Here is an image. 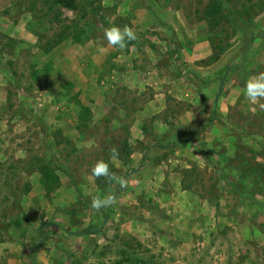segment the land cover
Returning <instances> with one entry per match:
<instances>
[{
	"label": "rangeland",
	"instance_id": "374dc122",
	"mask_svg": "<svg viewBox=\"0 0 264 264\" xmlns=\"http://www.w3.org/2000/svg\"><path fill=\"white\" fill-rule=\"evenodd\" d=\"M77 4L0 0V264H264V0Z\"/></svg>",
	"mask_w": 264,
	"mask_h": 264
},
{
	"label": "clouds",
	"instance_id": "9594fccd",
	"mask_svg": "<svg viewBox=\"0 0 264 264\" xmlns=\"http://www.w3.org/2000/svg\"><path fill=\"white\" fill-rule=\"evenodd\" d=\"M104 37L108 45L117 48L121 51L129 47V43L137 40V34L132 27L124 25L109 26L104 29ZM244 94L249 103L258 105L261 110H264V72L250 76L244 87ZM119 158V149L112 147L109 149V159L115 161ZM91 176L94 178H105L109 184H116L120 188H127L129 180L123 176L112 172L109 163L104 159L97 160L91 168ZM118 203L115 192H109L103 196L96 195L91 200V207L99 211L102 208H108Z\"/></svg>",
	"mask_w": 264,
	"mask_h": 264
},
{
	"label": "trees",
	"instance_id": "16d2710c",
	"mask_svg": "<svg viewBox=\"0 0 264 264\" xmlns=\"http://www.w3.org/2000/svg\"><path fill=\"white\" fill-rule=\"evenodd\" d=\"M44 1H45V3L47 5L63 7L65 9H67V10H70V11H76L78 9L77 0H44ZM215 10H216L215 8L212 9V11H215ZM83 14H85V12H83ZM263 32H264V27H262L261 30H260V32H258L256 34L257 35H261ZM195 80L197 81L198 84H202L199 79H196L195 78ZM202 85H204V86L206 85L207 86V84H202ZM208 123H210V121H208L206 123V125ZM211 165H212L213 168H215L218 171L219 177L225 182L226 186L232 192H234L236 194L241 193L235 187V185L228 178H226V176L224 175V173L221 171L219 164L212 163ZM39 171H40V174H41V184H42V187L44 188V190L46 192H51V190H53V188H52L53 183L58 184V178L53 174V172L51 171V169L48 166H46V165L41 166V168L39 169ZM240 195H242V193ZM257 205L259 207H262L263 210H264V204H257Z\"/></svg>",
	"mask_w": 264,
	"mask_h": 264
},
{
	"label": "water",
	"instance_id": "95a60500",
	"mask_svg": "<svg viewBox=\"0 0 264 264\" xmlns=\"http://www.w3.org/2000/svg\"><path fill=\"white\" fill-rule=\"evenodd\" d=\"M215 102H216V100H215Z\"/></svg>",
	"mask_w": 264,
	"mask_h": 264
}]
</instances>
